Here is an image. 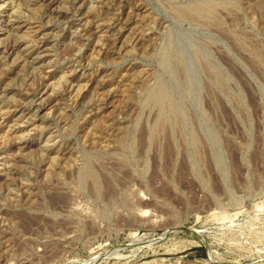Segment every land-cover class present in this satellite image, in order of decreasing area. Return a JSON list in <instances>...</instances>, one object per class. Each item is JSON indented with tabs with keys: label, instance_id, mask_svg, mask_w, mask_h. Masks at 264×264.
Returning <instances> with one entry per match:
<instances>
[{
	"label": "rangeland",
	"instance_id": "1",
	"mask_svg": "<svg viewBox=\"0 0 264 264\" xmlns=\"http://www.w3.org/2000/svg\"><path fill=\"white\" fill-rule=\"evenodd\" d=\"M201 1L0 0V264H264V0Z\"/></svg>",
	"mask_w": 264,
	"mask_h": 264
},
{
	"label": "bare ground",
	"instance_id": "2",
	"mask_svg": "<svg viewBox=\"0 0 264 264\" xmlns=\"http://www.w3.org/2000/svg\"><path fill=\"white\" fill-rule=\"evenodd\" d=\"M75 1H77V0H75ZM101 1H102V0H101ZM4 2H5V1H4ZM84 2H85V0H84ZM84 2H83V3H84ZM122 2H123V1H122ZM192 2H193V1H192ZM6 3H7V2H6ZM76 3H77V2H76ZM83 3H82V5H84ZM91 3H92V2H91ZM100 3H101V2H100ZM200 3H203V4H202V5H201V4H199V5L197 4V6L193 5L194 8L192 9V12H195L197 15H201V14H206V15H210V14H212V15H213V14H215V13H213V12H214V10H216L217 8L214 9L215 6L212 5V4L214 3V2L212 3V0H211V1H210V0H206V1H204V2L201 1ZM2 4H3V3H2ZM123 4H124V3H123ZM176 4H177V3H176ZM214 4H215V3H214ZM79 5H80V4H79ZM104 5H105V4H104ZM1 6H2V5H1ZM76 6H78V5H76ZM89 6H91V5H89ZM95 6H96V5H95ZM122 6H124V5H122ZM212 6H214V7H212ZM216 6H217V5H216ZM60 7H61V6H60ZM99 7H100V6H99ZM139 7H140V6H139ZM139 7H138V8H139ZM78 8H79V7H78ZM188 8H189V7H188ZM188 8H187V9H188ZM74 9H75V8H74ZM90 9L92 10V9H94V8L91 7ZM14 10H15V9H14ZM16 10H17V9H16ZM99 10H100V9H99ZM99 10H98V11H99ZM174 10H176V8H175ZM56 11H57V10H56ZM56 11H55V12H56ZM78 11H79V10H78ZM93 11H94V10H93ZM96 11H97V10H96ZM189 11H191V10H186L185 8L182 9L181 6H180V7H179V12H178V11H177V12L180 13V15H181V14L185 15V14L188 13ZM16 12H17V11H16ZM64 12H65V11H64ZM68 12H69V11H68ZM103 12H104V11H103ZM174 12H175V11H174ZM215 12H216V11H215ZM62 13H63V12H62ZM82 13H83V12H82ZM59 14H61V13H59ZM59 14H58V15H59ZM64 14H65V13H64ZM66 14H67V13H66ZM99 14H100V13H99ZM188 14H189V13H188ZM193 14H194V13H193ZM193 14H192V15H193ZM80 15H81V14H80ZM82 15H83V14H82ZM9 16H10V15H9ZM73 16H74V15H73ZM93 16H94V15H93ZM210 16H211V15H210ZM58 17H59V16H58ZM96 17H97V16H96ZM194 17H195V16H194ZM201 17H202V16H201ZM62 18H63V17H62ZM62 18H61V19H62ZM65 18H66V17H65ZM67 18H68V17H67ZM74 18H75V17H74ZM206 18H207V17H206ZM210 18H212V17H210ZM15 19H16V18H15ZM59 19H60V18H59ZM68 19H69V18H68ZM83 19H84V18H83ZM207 19H208V18H207ZM75 20H76V19H75ZM86 20H87V18H86ZM48 21H49V20H48ZM80 21H81V20H80ZM90 21H91V19L89 20V22H90ZM78 22H79V20H78ZM81 22H82V21H81ZM83 22H84V20H83ZM74 23H75V22H74ZM74 23H73V24H74ZM70 24H72V23H70ZM79 24H80V23H79ZM84 24H86V23L84 22ZM76 25H78V24L76 23ZM80 25H82V24H80ZM86 25H88V21H87V24H86ZM89 25H90V24H89ZM19 26H20V25H19ZM4 27H5V26H4ZM4 27L2 26V27L0 28V30L6 31V32H10L11 34H12L13 32H16V33H17L16 30L18 29V26L16 27V26H14V25H10V27H8V28H7V27L4 28ZM82 27H84V26H82ZM85 28H87V27L85 26ZM85 28H84V29H85ZM10 33H9V34H10ZM27 33H28V34H27L26 37L29 38V39L31 38V39H30L31 42H32V41L34 42L35 39H34V40L32 39L34 34L31 33V31H29V32H27ZM44 33H45V32H44ZM77 33H78V32H77ZM11 34H10V35H11ZM85 34H86V33H85ZM85 34L83 33V35H85ZM102 34H103V33H102ZM13 35H14V34H13ZM55 35H56V34H55ZM78 35H79V34H78ZM18 37H19V36H18ZM24 37H25V35H24ZM140 37H141V36H140ZM34 38H35V37H34ZM138 38H139V37H138ZM138 38H137V39H138ZM141 38H142V37H141ZM16 39H17V38H16ZM35 41H36V40H35ZM100 41H101V40H100ZM100 41H99V42H100ZM15 42H16V41H15ZM21 42H22V41H21ZM36 42H37V41H36ZM136 43H137V42H136ZM15 44H16V43H15ZM18 44H19V42H18ZM29 44H30V43H29ZM18 47H19V46H18ZM12 48H13V47H12ZM14 48H15V46H14ZM163 51H164V50H163ZM8 53H9V52H8ZM8 53H7V54H8ZM18 54H19V53H18ZM11 56H12V55H11ZM38 56H39V55H38ZM38 56H37V57H38ZM164 56H165V55H164ZM8 57H9V56H8ZM17 57H18V56H17ZM37 57H36V58H37ZM5 58H6V57H5ZM4 62H5V61H4ZM72 73H73V72H72ZM51 75H52V74H51ZM47 76H48V75H47ZM76 79H77V78H76ZM52 82H53V81H52ZM58 82H59V81H58ZM58 82H57V83H58ZM67 83H69V82H67ZM49 84H50V83H49ZM40 85H41V84H40ZM40 85H39V86H40ZM51 85H53V84H51ZM54 85L56 86V84H54ZM44 86H45V85H44ZM55 86H54V87H55ZM67 86H68V85H67ZM72 86H74V84H73ZM79 86H80V85H79ZM47 87H49V86H47ZM74 87H75V86H74ZM39 88H40V87H39ZM49 88H50V87H49ZM69 88H70V87H69ZM79 88H80V87H79ZM46 89H48V88L45 87V89H44L43 92H45ZM55 89H56V88H55ZM55 89H54V90H55ZM82 89H83V88H82ZM49 90H51V89H49ZM78 90H79V89H78ZM37 91H39V90H37ZM51 92H52V91H51ZM75 92H76V91H75ZM80 92H81V91H80ZM28 93H29V92H28ZM38 93H40V92H38ZM44 94H45V93H44ZM53 94H54V93H53ZM34 95H35V94H34ZM40 95H41V94H39V96H40ZM55 95H56V94H55ZM32 96H33V95H32ZM37 96H38V95H37ZM37 96H36V95L34 96V100H33L32 102H30V103H31L30 105L28 104L29 106H33V105H34V101H35V99H36ZM41 96H42V95H41ZM102 96H103V95H102ZM45 98H46V97H45ZM32 99H33V98H32ZM43 99H44V98H43ZM38 100H39V99H38ZM41 100H42V98H41ZM37 102H38V101H37ZM97 102H98V101H97ZM39 103H40V101H39ZM95 103H96V102H95ZM40 104H42V103H40ZM57 104H58V103H57ZM26 106H27V105H26ZM37 106H38V105H37ZM39 107H40V106H39ZM37 108H38V107H37ZM15 109H16V106H15ZM33 109H35V108H33ZM9 110H11V109H9ZM26 111H27V110H26ZM31 111H32V110H31ZM5 112H6V111H5ZM7 112H8V111H7ZM7 112H6V113H7ZM8 114H9V113H8ZM18 114H19V113H18ZM28 114H29V113H28ZM19 117H22V116L19 115ZM2 118H3V117H2ZM19 119H20V118H19ZM2 121H3V120H2ZM17 121L19 122V120H16V122H17ZM26 121H28V120H26ZM5 124H6V123H5ZM5 124H4V125H5ZM16 124H17V123H16ZM16 124H15V125H16ZM19 124H20V122H19ZM21 124H22V123H21ZM15 125H14V126H15ZM11 127L13 128V126H11ZM15 127H16V126H15ZM19 130H20V129H18V127L14 128V131H15V132H17V131H19ZM10 131H11V130H10ZM20 131H21V130H20ZM11 133H12V132H11ZM20 134H21V133H20ZM24 134H25V133H24ZM12 135H13V134H12ZM22 135H23V134H22ZM26 135H27V134H26ZM13 136H15V134H14ZM16 136L18 137V134H17ZM19 136H20V135H19ZM18 138H19V137H18ZM22 138H23V137H22ZM22 138H21V139H22ZM46 142H47V141H46ZM49 148H50V147H49ZM13 165H14V164H13ZM147 211H148V210H143V212H145V213H147ZM145 213H144V214H145ZM0 222H1V221H0ZM193 232H195V231L193 230Z\"/></svg>",
	"mask_w": 264,
	"mask_h": 264
},
{
	"label": "water",
	"instance_id": "3",
	"mask_svg": "<svg viewBox=\"0 0 264 264\" xmlns=\"http://www.w3.org/2000/svg\"><path fill=\"white\" fill-rule=\"evenodd\" d=\"M179 230L180 231H193L191 227H182Z\"/></svg>",
	"mask_w": 264,
	"mask_h": 264
}]
</instances>
